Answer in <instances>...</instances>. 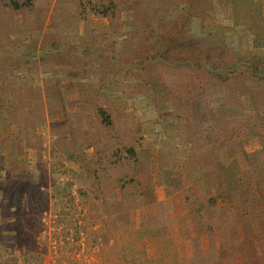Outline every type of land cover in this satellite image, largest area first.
<instances>
[{"label":"rangeland","instance_id":"rangeland-1","mask_svg":"<svg viewBox=\"0 0 264 264\" xmlns=\"http://www.w3.org/2000/svg\"><path fill=\"white\" fill-rule=\"evenodd\" d=\"M97 1L109 2L34 0L28 8L0 7V43L9 46L0 50V182L16 162L12 160H22L16 166L39 186L26 194L43 203L33 228H27L32 240L24 237L20 244L8 239L12 245L4 252L6 264H142V259L237 264V238L258 231L253 217L262 206L243 208L238 193L234 197L227 189L224 171L231 165L264 171V109L255 125L256 109L248 95L239 103H225L218 90L206 104L184 103L188 109L173 92L164 93L158 79L139 84L142 78L127 71V64L141 62L138 55L154 52L163 40L142 33L141 13L123 8L127 0H120L125 3L111 15L97 14ZM256 1L264 14V0ZM207 3V8L197 7L200 16L189 18L186 34L203 38L219 31L239 57L264 62V47L254 46L247 27L235 25L231 3ZM161 12L184 22L189 3L181 0ZM144 71L154 75L150 67ZM247 85L258 89L250 81ZM205 86L209 95L222 85L213 81ZM99 105L128 113L127 125L119 123L116 130L120 146L114 139L111 148L124 161L109 168V175L97 164ZM35 108L42 123L32 144L29 134L21 135L18 121ZM204 110L207 117L199 123L197 111ZM199 124L205 132L211 124L216 129V147L193 130ZM101 141L100 157L107 161ZM128 146L136 149L140 170L147 168L139 175L132 171L139 164L133 165ZM211 172H219L222 181L208 179ZM125 179H130L126 185ZM14 190L0 186V226L14 220ZM139 191L142 198L136 196ZM237 199L235 211L225 209ZM2 231L15 234L9 227ZM133 247L139 252L124 258L123 251L132 254Z\"/></svg>","mask_w":264,"mask_h":264},{"label":"trees","instance_id":"trees-1","mask_svg":"<svg viewBox=\"0 0 264 264\" xmlns=\"http://www.w3.org/2000/svg\"><path fill=\"white\" fill-rule=\"evenodd\" d=\"M179 1L181 0H164L160 4H157L154 0H127L126 3L120 0H109L108 3L105 1L99 3L97 1V10L95 11L97 14L111 15L114 13L116 6H121L125 3L123 8H134L141 13L138 15L139 23L143 25L140 30H142V33H144L146 37L150 36L163 40L161 44L157 42V47L154 52H148L145 55L142 53L141 55L139 54L137 58H139L141 62L135 61L134 63L127 64V71L132 69L134 77L137 76L142 78L141 81H138L139 84L153 82L155 79H158L165 89L163 90L164 93L171 95L173 92V98L178 99V101H183V104L188 102H196L199 104V100L205 101L204 103L206 104L208 97H211L213 93L218 90H221L222 93L224 92L223 102L225 103H239L242 101L243 95H248L252 99L256 109V125L257 118L263 116L260 112L262 108L264 109V62H254L239 57L233 52V49L227 45L224 37L219 35V31V33L215 31L209 32L207 36L203 38L188 36L185 31L189 18L198 14L200 16L201 13H197L196 9L197 7H203L201 4L205 5L203 8H207L208 0H185L189 3L188 15L182 18L184 22L178 20L173 22L169 19L167 14L165 15L161 10L165 11L171 6H176ZM228 1L232 5L235 25H244L247 27L254 35V46L264 47V14L261 11L259 2L256 0ZM33 4L34 0H0V7L13 9L28 8ZM2 43H0V50L1 48L7 50L9 46H1ZM116 66L118 67L117 64ZM148 67H150V73H154V75L146 76L144 70ZM162 67L164 68L163 70ZM161 71L163 72L161 73ZM199 77H205V81H199L196 84ZM213 81L220 83L222 86L217 87L219 89L215 87L208 95V87L205 85ZM248 81L258 85V89H254L251 86L249 87L247 85ZM184 105L187 106L188 109L191 108L189 104ZM102 106L103 105L97 106L98 125L100 127L102 126L100 128L101 132L97 131V164L103 170V173L109 175V168L111 169L113 166H116V163L120 164L124 161V157H122L121 161L117 151L115 149L111 150V148L114 139L118 141L120 146L121 138L117 137L118 134L116 130H119V123L127 125L125 124V119L128 113H112ZM39 109L40 114H43V110L41 108ZM188 109L184 108L186 111H188ZM35 112L36 108L29 117H24L23 120L19 119L18 121L21 135L29 134L28 137L30 138L28 142L32 144H34L39 137L37 129L40 123H42L41 115L35 114ZM206 117L207 110L197 111L196 118L199 123ZM200 125L201 124H199L196 129L193 127V130L198 133L200 138L205 139V142L213 146V148L216 147L215 145L217 143L214 142L217 139L213 138L212 135L213 132L215 134L216 129L211 124L209 125L211 130L205 132ZM109 130H113V133L109 132ZM102 135L103 140L101 141ZM99 141L102 142L104 145L103 149L107 150L108 157H110L107 161H103L100 157L102 152H99L101 148L98 143ZM126 148L128 152L133 155V165L139 164L132 167L133 173L138 172L139 175L140 172L146 171L147 168L140 170L141 163L135 161L136 149L132 146ZM114 154L115 157H111ZM256 156L257 154H254V157ZM14 161L16 162L14 165H11L12 167L8 170L6 178L0 182V186L4 190L11 188L15 189L11 193L14 200L11 206L15 208L11 215L14 217V220L0 226V264H6L4 252L6 251V247L12 245L11 243L7 244L8 239H17L20 241V244H22L23 241L26 242L27 239H24V237H29V240H32V232L27 230V228H33L32 226L36 216L40 213L43 205L40 201L33 200L34 197H29L26 194L31 188V191H33V187L39 186L32 180L27 179L26 174H29L27 170L22 169L23 167L20 169V167L16 166L19 161H21L22 164L24 162L17 158L12 160V162ZM255 164V162H252V165ZM225 169H227L226 172L223 171L225 173L226 185L228 186L227 189L234 192V197H236L238 193L243 208L245 206H251L253 208L262 206L260 210L257 211L256 209L254 211L253 217V220H257L258 231L256 233L252 231L253 234H248L244 239L237 238V240H239L237 246L238 250L233 251V257L239 258L237 264H264V171L257 174L254 170L242 171L238 170V167H233L232 165ZM136 176H130V178L135 180ZM138 177L139 176H137V178ZM129 180L130 179L127 181L125 179L124 184L126 185ZM143 183L147 184L146 182ZM102 195L105 196L106 194L104 193ZM136 196L137 198H142L143 194L139 191L136 193ZM27 197L30 199L28 200ZM104 199H106V197ZM236 202H238V199L237 201H233L231 205L226 206L227 208L225 209L235 211ZM258 202H262V204ZM210 203L214 205V203H216V198H213ZM192 210L194 209L191 208L190 212ZM2 227H9V230L15 231V234L13 236L5 235L2 231ZM135 252H139L137 247L132 248V254L128 253V251H123L122 254L124 258L125 256L131 258L135 255ZM195 257L200 260V256L195 255ZM240 258L242 259L240 260ZM153 261L154 260L150 262L142 259V264H153ZM222 264L230 263H226L225 260Z\"/></svg>","mask_w":264,"mask_h":264},{"label":"crops","instance_id":"crops-1","mask_svg":"<svg viewBox=\"0 0 264 264\" xmlns=\"http://www.w3.org/2000/svg\"><path fill=\"white\" fill-rule=\"evenodd\" d=\"M209 176V177H208ZM208 179L210 178L211 180H215V181H222L221 179V174L219 172H211L207 175ZM206 177V178H207ZM202 179V178H201Z\"/></svg>","mask_w":264,"mask_h":264}]
</instances>
